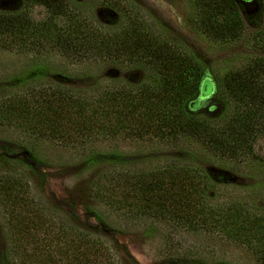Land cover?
Listing matches in <instances>:
<instances>
[{
    "label": "trees",
    "instance_id": "1",
    "mask_svg": "<svg viewBox=\"0 0 264 264\" xmlns=\"http://www.w3.org/2000/svg\"><path fill=\"white\" fill-rule=\"evenodd\" d=\"M71 1L24 0L26 7L38 5L48 11L49 17L41 22L25 11H0V44L10 50L48 44L76 63L117 61L148 67L158 75L157 83L104 88L97 95L31 86L0 98V125L31 128L47 141L71 148H84L99 139L148 137L175 142L191 138L220 156L247 154L264 125V86L250 77L263 72V65L236 71L226 81L241 111L226 125L213 126L192 109L201 97L203 82L209 80L202 79L199 62L122 7L115 8L126 23L109 31L75 12ZM244 2L195 0L197 28L214 41L236 40L242 33ZM58 18L63 25L57 24ZM208 187V178L198 170L171 166L104 172L93 181L91 192L101 204L132 217L165 219L190 231L242 238L244 244H254L256 258L264 264V216L245 215L239 224L238 219L224 217L207 201ZM0 205L14 235L7 250L11 264H118L102 240L42 207L24 177L0 174Z\"/></svg>",
    "mask_w": 264,
    "mask_h": 264
},
{
    "label": "rangeland",
    "instance_id": "2",
    "mask_svg": "<svg viewBox=\"0 0 264 264\" xmlns=\"http://www.w3.org/2000/svg\"><path fill=\"white\" fill-rule=\"evenodd\" d=\"M245 1L240 9L242 33L230 42L214 41L199 31L195 0H72L70 7L109 31L126 23L115 8L122 7L199 62L202 79H209L215 92L207 99L198 98L192 109L200 120L214 126L226 125L241 111L226 81L236 71L264 66V0ZM0 11H25L35 22L49 17L44 7H26L24 0H0ZM56 22L63 25L62 18ZM250 77L264 86V71ZM157 80L148 67L117 61L76 63L48 44L11 50L0 44V98L39 85L97 95L104 88L136 87ZM171 166L194 168L208 178L207 201L224 217L238 219L239 224L245 215L264 216V125L247 154L234 158L215 154L191 138L175 142L111 138L71 148L49 142L31 128L0 125V174L24 177L42 207L102 240L118 264H260L254 244L248 246L242 238L190 231L165 219L132 217L101 204L91 192L93 181L104 172ZM13 241L0 205V264H11L7 250Z\"/></svg>",
    "mask_w": 264,
    "mask_h": 264
},
{
    "label": "water",
    "instance_id": "3",
    "mask_svg": "<svg viewBox=\"0 0 264 264\" xmlns=\"http://www.w3.org/2000/svg\"><path fill=\"white\" fill-rule=\"evenodd\" d=\"M206 85L209 88L208 91H206L207 90ZM212 93H213V85L210 83L209 80H205L203 82V85H202V92H201L200 100H203V99L210 97L212 95ZM197 102H199V101H197Z\"/></svg>",
    "mask_w": 264,
    "mask_h": 264
},
{
    "label": "flooded vegetation",
    "instance_id": "4",
    "mask_svg": "<svg viewBox=\"0 0 264 264\" xmlns=\"http://www.w3.org/2000/svg\"><path fill=\"white\" fill-rule=\"evenodd\" d=\"M206 87H207V85H206ZM207 99V98H206Z\"/></svg>",
    "mask_w": 264,
    "mask_h": 264
}]
</instances>
